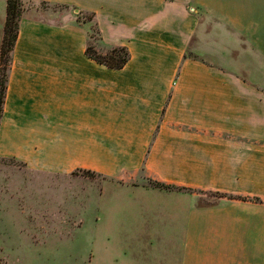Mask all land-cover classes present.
Instances as JSON below:
<instances>
[{
    "label": "crops",
    "instance_id": "0c3cea01",
    "mask_svg": "<svg viewBox=\"0 0 264 264\" xmlns=\"http://www.w3.org/2000/svg\"><path fill=\"white\" fill-rule=\"evenodd\" d=\"M23 2L93 12L96 48L125 45L130 58L116 69L90 57L89 20L23 10L0 157L43 175L106 177L100 195L118 191L95 219L133 216L140 240L167 242L152 264H264V201L227 196L264 200V0ZM139 171L182 188L125 179ZM113 258L92 252L87 264H139Z\"/></svg>",
    "mask_w": 264,
    "mask_h": 264
},
{
    "label": "rangeland",
    "instance_id": "374dc122",
    "mask_svg": "<svg viewBox=\"0 0 264 264\" xmlns=\"http://www.w3.org/2000/svg\"><path fill=\"white\" fill-rule=\"evenodd\" d=\"M23 10L51 22H65L72 16L89 20V43L100 44L95 23L86 12L46 2H23ZM105 178L81 172L43 175L13 158L0 157V264H87L92 252L152 264V253L167 250V242L140 240L133 216L127 221L95 219L98 209L118 191L100 195ZM131 178L155 183L144 171L125 175ZM201 196L209 201L219 194L201 192Z\"/></svg>",
    "mask_w": 264,
    "mask_h": 264
},
{
    "label": "trees",
    "instance_id": "16d2710c",
    "mask_svg": "<svg viewBox=\"0 0 264 264\" xmlns=\"http://www.w3.org/2000/svg\"><path fill=\"white\" fill-rule=\"evenodd\" d=\"M23 0H8L7 4V16L4 27V37L0 50V118L3 110V103L5 98V92L7 88V80L9 74V68L12 61V50L14 48L19 28V20L21 17ZM68 6V5H64ZM90 19L94 18V13H87ZM96 31L98 34V39L101 38L100 29L96 22ZM86 53L97 60L98 62L107 65L111 68H122L128 62L130 58V50L125 45H116L112 46L105 53L100 52L94 44L88 43L86 47ZM84 174L93 175L96 174L90 170H84ZM156 186L172 188L178 187L176 185L167 184L161 181H155ZM182 188V187H178ZM219 194V193H218ZM223 195V194H220ZM230 198L243 199V200H255V201H264L258 196H243V195H227Z\"/></svg>",
    "mask_w": 264,
    "mask_h": 264
}]
</instances>
